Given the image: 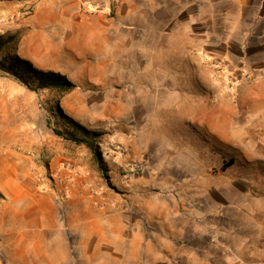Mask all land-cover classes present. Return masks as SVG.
<instances>
[{
    "label": "rangeland",
    "instance_id": "rangeland-1",
    "mask_svg": "<svg viewBox=\"0 0 264 264\" xmlns=\"http://www.w3.org/2000/svg\"><path fill=\"white\" fill-rule=\"evenodd\" d=\"M40 1L0 0V36L19 35ZM66 1L87 29L118 26L119 48L95 39L83 47L82 70L65 73L58 63L76 84L65 92L32 90L15 66L9 71L3 55H17V42L0 52V214L16 216L23 229L32 220L41 226L38 252L14 264H166L161 253L185 241L217 261L225 233L251 231L263 218L264 177L241 182L238 170L247 164L241 154L258 149L235 130L264 63L240 59L238 38L233 56L224 55L222 19L210 40L217 56L201 60L197 37L208 25L196 23L191 0L182 14L151 0ZM118 50L119 68L112 74L109 62L101 77L98 59L111 61ZM70 121L89 131H76L83 142L67 138ZM6 235L0 229V246ZM13 256L0 252L3 264Z\"/></svg>",
    "mask_w": 264,
    "mask_h": 264
},
{
    "label": "crops",
    "instance_id": "crops-1",
    "mask_svg": "<svg viewBox=\"0 0 264 264\" xmlns=\"http://www.w3.org/2000/svg\"><path fill=\"white\" fill-rule=\"evenodd\" d=\"M66 2V0H41L35 12L26 18L24 23L16 27V30L20 31L16 41L17 54L31 61L39 69L59 71L62 66L58 63H62L65 73L69 71L67 68L82 70L86 61L83 59V47L95 46V39H101L103 43L112 47L116 45L119 48L118 41H114L119 30L118 26L114 28V23L107 21L101 28L87 29L79 23L78 16L74 18L73 10ZM191 3L197 7L196 23L207 20L208 25L205 30L198 32L197 38L201 40L199 45L204 49L202 53H199L201 60L207 56L213 58L217 56L216 46L210 40L217 30L216 21L222 19L223 29L226 33V39L223 41L226 46L224 55L230 58L233 56L230 41L238 38L240 48H242V52L239 54L240 59H243L247 64L254 58L264 63V0H191ZM149 4L154 5L155 8L156 6L173 5L181 14L185 7L184 0H151ZM100 16L106 19L107 15L102 12ZM75 22L77 23L75 24ZM148 27L151 28L150 23ZM87 35L90 38L82 42V39H86ZM252 37L254 40L249 43V39ZM119 55V50L115 55L112 51L111 61L110 59H98L101 77L110 71L107 68V63L110 62L112 74L119 68ZM258 70L259 75L262 76L261 71H264V64L259 66ZM260 82L261 84L255 90L250 88V91L255 92L256 97L254 101L247 103L249 112L243 114L254 118L253 122L248 123V120L245 122L241 115L240 129L235 130L244 137V140L254 142L258 149H256L257 155L250 152H246L245 155L241 154L247 163L238 168L241 182H252L254 176L251 173L264 177V77ZM240 86L241 93L246 92L249 88L243 82ZM260 95H263L261 101L258 99ZM254 179L258 178L254 177ZM260 213L263 218H256L255 222L251 224L253 226L251 231L243 227L233 237L231 234L225 233L223 252L217 261L215 259L212 261L208 254L202 257L199 255L198 249L195 248L196 246L185 241L183 245L177 247L175 252L161 253L160 262L166 264H264V211L261 210ZM19 221L14 215L1 216L0 214L1 233H7L5 237L2 236L5 243L0 246V252L1 250L5 253L10 251L14 255V258H8V264L20 263L21 260L23 262L26 254L34 255L40 248V222L32 220V225H24L28 228L23 229L19 225L21 224ZM51 226L48 225L47 228L50 229ZM43 231L45 234L42 235L43 239H49L44 227ZM9 238L11 239L9 240ZM26 242H30V244H25ZM55 251L56 246L48 249V252L51 253ZM34 259L31 256L32 262ZM219 260L221 263L218 262ZM0 264H3L1 258Z\"/></svg>",
    "mask_w": 264,
    "mask_h": 264
},
{
    "label": "trees",
    "instance_id": "trees-1",
    "mask_svg": "<svg viewBox=\"0 0 264 264\" xmlns=\"http://www.w3.org/2000/svg\"><path fill=\"white\" fill-rule=\"evenodd\" d=\"M19 35L8 33L6 36H0V52L5 51V47L16 43ZM5 62L12 63L8 67L9 71H13L14 66L17 68L13 75L28 88L38 91L41 89H54L62 92L70 91L75 88L76 84L68 78L66 74L55 70H43L34 66V64L18 54L11 56L8 53L3 55ZM1 63V62H0ZM6 68V67H5ZM73 124L75 131L68 132L67 138L74 140L75 142H83V139L76 134V131H81L85 135H89V131L80 126L79 124L70 121ZM55 132L59 133L58 130ZM88 147L94 152L100 160V153L96 150L93 142H87Z\"/></svg>",
    "mask_w": 264,
    "mask_h": 264
}]
</instances>
